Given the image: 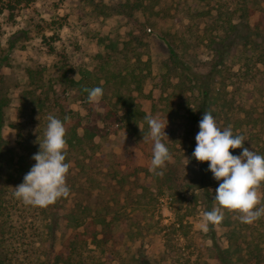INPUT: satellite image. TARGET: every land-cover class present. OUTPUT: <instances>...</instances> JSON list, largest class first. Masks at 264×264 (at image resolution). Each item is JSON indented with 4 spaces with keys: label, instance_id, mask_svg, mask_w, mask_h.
I'll list each match as a JSON object with an SVG mask.
<instances>
[{
    "label": "rangeland",
    "instance_id": "rangeland-1",
    "mask_svg": "<svg viewBox=\"0 0 264 264\" xmlns=\"http://www.w3.org/2000/svg\"><path fill=\"white\" fill-rule=\"evenodd\" d=\"M12 1L18 3L13 17L4 6L6 0L0 1V97L8 102L0 140L4 165L0 177V225L6 233L1 236L0 258L4 264H22L20 257L26 252L18 243H25L24 230L43 225V217L36 213V207L28 213L27 206L13 196V188L23 183L29 167L36 163L32 157L40 150L37 139L38 136L43 138L49 114L62 121L69 118L66 138L74 130L83 135L85 127L101 128L104 137H96L100 143L98 151H105L110 166L88 151L75 153L72 159L74 171L82 175V181L87 176L94 177L92 184H87L94 198L103 196L113 205V197L117 195L114 185L128 177L127 187L118 193L120 204L115 207L127 245L126 248L122 245L121 257H139L142 246L141 252H145L153 264H221L216 248L228 247L230 231L247 235L249 246L239 241L242 248L256 251L254 257L259 250L264 252L263 217L248 225L241 223L236 213L225 211L224 220L215 225L216 237L211 239L203 216L201 194L205 190L203 185H207L214 199L220 182L212 173L209 180L201 182V162L192 155L195 147L182 142L187 119L193 118L191 111L198 112L197 106L202 101L198 93L200 85L193 73H206L212 58L206 46L209 39L206 31L214 25L213 19L199 16L202 12L191 14V8L197 5L198 13L208 12L216 0H129L131 4L142 1L145 6L142 11L133 10L132 16L115 11L128 0ZM240 1L223 2L232 3L234 10L240 5L244 7ZM256 21L257 17L253 18L252 24ZM256 32L250 42H239L236 57L223 66L221 77L211 89V113L221 129L231 126L234 134L245 137L244 147L261 154L264 146V31ZM167 36L178 39L180 56L189 69L179 74L185 86L163 91L155 86L152 77L170 60V50L164 40ZM77 74L75 80L84 81L90 89L99 84L104 87L99 104H90L88 94L72 87L70 80ZM118 95L135 99L148 115H159L165 124L168 121L165 129L168 138L164 140L175 146L171 163L180 168V187L172 195L158 194L159 190L151 186V176L146 174L151 160L147 145L151 142L143 143L141 129L138 132L126 130L120 123L105 117L104 104L110 107L118 100ZM140 126L146 135L147 123ZM199 130L197 126L195 139ZM242 150L230 151L239 156ZM134 167L142 169L139 182L146 185L144 190L135 186ZM74 195L70 192L64 211L74 205L71 201ZM81 196L85 194L82 192ZM75 228L73 222L61 218L58 251L67 250L66 243L72 241ZM90 248L95 249L93 244ZM32 251L31 264H47L35 244ZM120 255L108 256L109 264L126 263L119 262ZM236 259L237 256H232V261ZM260 260L264 261V256Z\"/></svg>",
    "mask_w": 264,
    "mask_h": 264
},
{
    "label": "trees",
    "instance_id": "trees-1",
    "mask_svg": "<svg viewBox=\"0 0 264 264\" xmlns=\"http://www.w3.org/2000/svg\"><path fill=\"white\" fill-rule=\"evenodd\" d=\"M0 1L3 2L4 0ZM223 1L224 0H216L214 5H212L213 8L209 9L210 11L208 12L200 11L198 13L200 9L196 7L197 5H193L194 7L191 8V14H200L202 12L199 16L209 17L213 19L214 22L211 29L206 31L209 34L206 46L212 52V58L209 62V70L206 73H193L200 85L198 93L201 95L202 101L197 106L198 112L195 111V109L191 111V114L194 112L193 118L187 119L186 128L182 135V142L188 144V146L190 145L189 147L191 148L192 146L196 147L197 142L194 135L195 128L199 126V119H202L205 111H212L211 89L221 77L223 66L227 64V61L236 57L235 53L239 42L243 40L244 42H250L252 37L257 35L258 32L256 31H264V0H247V2H245V0H239L244 7H241L240 5V7H236L234 10L231 8L232 3L226 4ZM233 1L235 3L237 0H232V2ZM17 5L18 3H14L12 0H6L4 6L11 17H13ZM119 7L120 8L115 11L126 14L127 16H132L133 10L138 12L145 9L142 1L131 4L129 3V0L127 4H121ZM129 7H132L129 11L122 12L123 9ZM256 17V23L252 24V19ZM215 22L218 23L216 24ZM169 35L171 34L169 33ZM164 40L170 50V60L165 62L162 71L152 77V80L154 81L155 86H160L163 91H166L167 88L170 87L181 88L182 86H185V83L182 81L179 74H181V72L186 73L189 68L186 67V63L182 61L180 56L181 49L178 46V39H175L174 36H167ZM149 73V76L151 77L152 72L149 71ZM175 80L177 81L174 83ZM70 83H72L73 88L79 90L83 94H88L84 89L90 88L87 84H84V81L73 79L70 80ZM99 87H101L100 84ZM102 88L105 92L104 87ZM139 90L142 92L141 85H139ZM119 104H122L121 108L118 107ZM7 105L8 102L6 99L0 97V140H2L1 131ZM104 107L105 117L107 119H110L115 123H120L126 130H134V132L139 131L140 124L146 122L145 117L148 115L141 109L139 103H137L135 99L124 97L122 95H118V100L113 105L109 107L106 103L104 104ZM113 108H116V110H113ZM200 112L203 114L200 115ZM198 116H201V118ZM98 136L101 138L104 137L101 135V128L97 125H93L85 127V133L83 135H79L77 130H74L70 133V137L66 138L68 143L67 162L71 163V168L67 177V184L70 188V192L75 194L74 198L71 199L74 205L68 211H64L67 208L66 200L69 199L61 198L64 199L63 202L59 199L55 204L48 207L35 208L36 213L43 217V225L37 227L31 226V228L28 227L24 230L26 235L22 238L25 243H18V246H24L26 252L24 257H20L22 264L32 263L29 256L33 253L32 246L34 244L35 247H38L42 256L47 259V264H109L107 259L108 256H119L121 254L122 245L124 244L123 246L125 248L127 247V245H125V234L122 229L119 228L120 223L118 220V214L115 212V207L120 204V194L118 193L127 187L128 177L122 178L118 181L117 185H114L113 191L117 195L116 197H113V205H110V203H107V201L103 199V196L99 195L94 198L93 191L87 186L88 182H91L92 184L94 177L87 176L85 181H82V175L76 174L72 166L74 154L85 151L94 153L97 160L105 162L110 166L111 163L107 161L108 159L105 151H98V149H100V143L96 141V137ZM163 142L167 145L173 156L175 146L165 140ZM148 144V153L150 157H152L153 145L152 142ZM261 151L262 153L260 155H264V146ZM98 152H100V155H96ZM110 159L112 161V158ZM112 164H114V167L116 166L115 161H113ZM32 166L33 165L29 168ZM3 167V159L1 157L0 177H2L4 171ZM200 169L203 178L201 182L209 180L211 176L209 163L201 162ZM141 170V167H134L133 176L135 177L136 188H140V186L141 188H143V186L146 188V185H140L139 182ZM162 171L163 175H155L148 170H146V174L151 176V186H155L159 190L158 194L172 195L180 187V180L178 178L180 168L170 162L166 164ZM86 186L88 187V191L85 189ZM135 186L132 187L135 188ZM91 188L93 189V185H91ZM203 188L205 190L201 194L203 199L201 203L202 209L204 212L211 211L214 207V199L210 197L211 191H209L208 186L203 185ZM261 189L262 193H264V187ZM82 192L85 194V197L81 196ZM92 202L96 203V205L93 206ZM26 208L29 213L33 206H27ZM61 213L66 215H61ZM62 217H65L68 222H73L76 227L72 234V241L70 239V242L66 243V251H58L56 249L59 239L58 230ZM207 224L208 234L211 236V239L214 240L216 237L215 225L208 222ZM262 233L264 235V231ZM4 234L6 233L3 225H0V241H2L1 236ZM242 236L234 231H230L227 239L228 247L225 250L221 247L216 248L217 258L220 260L221 264H237L240 262H243L244 264H263L264 261L260 260V258L262 259L264 252L259 250L258 254L254 257L255 250L250 247H241L240 239L242 240V243H246L249 246L247 235ZM64 244L65 243H63V245ZM91 244L94 245L95 249L90 248ZM141 248L143 247L140 246L139 248V257L128 259L127 257H121L120 255L119 262H126L124 264H153L150 257H148L145 252H141ZM128 249H130V247ZM244 250L246 253H243ZM96 253H98L97 256ZM232 256H237V259L232 261ZM253 258L257 259V261H253ZM0 264H4L1 261V258ZM202 264L208 263L205 262Z\"/></svg>",
    "mask_w": 264,
    "mask_h": 264
},
{
    "label": "clouds",
    "instance_id": "clouds-1",
    "mask_svg": "<svg viewBox=\"0 0 264 264\" xmlns=\"http://www.w3.org/2000/svg\"><path fill=\"white\" fill-rule=\"evenodd\" d=\"M77 78L78 74L74 79ZM84 91L88 93L90 104H99L104 95L102 87L85 88ZM68 120V117L62 121L52 114L47 116L43 138L38 136L37 139L40 150L32 157L36 163L25 174L23 183L13 188V196L26 206L45 208L70 196L67 184L71 168V163L67 162ZM145 120L148 133L145 135L143 127L139 128L143 133V143L150 140L153 145L149 171L163 175L162 169L173 160L163 142L168 138L165 131L168 121L165 124L159 115H147ZM199 129L192 155L199 162H208L214 179L220 182L215 189V206L203 213L204 219L218 225L228 211L236 213L243 224L255 223L264 217V193L261 192L264 187V155L244 147L245 137L234 134L231 126L221 129L211 111L204 112ZM241 148V155H232L231 149Z\"/></svg>",
    "mask_w": 264,
    "mask_h": 264
}]
</instances>
